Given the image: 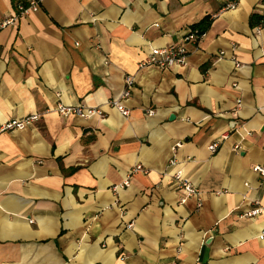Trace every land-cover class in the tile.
Masks as SVG:
<instances>
[{"label": "crops", "instance_id": "0c3cea01", "mask_svg": "<svg viewBox=\"0 0 264 264\" xmlns=\"http://www.w3.org/2000/svg\"><path fill=\"white\" fill-rule=\"evenodd\" d=\"M230 1L38 0L0 28V126L38 115L0 130V264H264V0ZM168 46L184 65L140 66Z\"/></svg>", "mask_w": 264, "mask_h": 264}, {"label": "built area", "instance_id": "2783aa9c", "mask_svg": "<svg viewBox=\"0 0 264 264\" xmlns=\"http://www.w3.org/2000/svg\"><path fill=\"white\" fill-rule=\"evenodd\" d=\"M238 0H231L226 5V8L233 9L236 7ZM39 9L38 0H27L25 2H20L16 5L17 14L11 17L4 19L0 23V28L6 26L7 24L13 23L17 20L18 17L28 15L30 12L37 11ZM261 22L264 23V4L262 5L261 11ZM259 28H257L258 30ZM200 33L192 29L188 28L186 34L184 35V39H188L192 42H197L201 37ZM187 54L182 46H168L164 48L153 47L149 49V53L146 59L140 64V66H154L160 69H167L175 65H184L186 63ZM237 66V65H236ZM132 85V78L127 76L125 79V88L120 93L118 97L112 98L108 103L114 106L123 116L129 115V110L123 106L122 101L126 99L130 94V88ZM56 110L60 115L67 116L69 114H74L83 118H90L96 111L86 106L78 105V106H63L61 104L57 105ZM38 119V115H29L24 118H12L5 121L1 126L0 130L2 131H12L14 129H24L30 123L36 121ZM217 144L212 143L209 145L208 149L210 151H214L216 149ZM238 148V147H237ZM143 170L140 165H136L130 170V174ZM253 172L257 173L262 179H264V165H255L252 167ZM128 175V177H129ZM173 179L176 182V185L179 189L183 191L184 196L180 199L181 202H184L188 197L198 196L199 190L189 181L182 177V173L177 171L173 174ZM128 185V179L123 181L122 185L119 187ZM261 213H264V205L257 204L252 209H250L245 215L248 217H255ZM259 239H264V230L261 231L259 235Z\"/></svg>", "mask_w": 264, "mask_h": 264}, {"label": "trees", "instance_id": "16d2710c", "mask_svg": "<svg viewBox=\"0 0 264 264\" xmlns=\"http://www.w3.org/2000/svg\"><path fill=\"white\" fill-rule=\"evenodd\" d=\"M261 20V18H260ZM212 22V18L210 15L204 16L199 22L195 23L194 25L190 26L192 29L197 30L200 35L204 34V32L209 28Z\"/></svg>", "mask_w": 264, "mask_h": 264}]
</instances>
